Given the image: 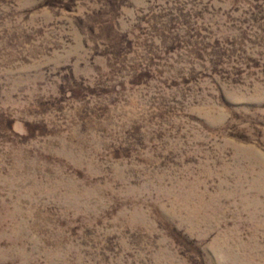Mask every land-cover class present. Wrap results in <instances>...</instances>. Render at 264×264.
Instances as JSON below:
<instances>
[{"label":"rangeland","instance_id":"374dc122","mask_svg":"<svg viewBox=\"0 0 264 264\" xmlns=\"http://www.w3.org/2000/svg\"><path fill=\"white\" fill-rule=\"evenodd\" d=\"M0 264H264V0H0Z\"/></svg>","mask_w":264,"mask_h":264}]
</instances>
